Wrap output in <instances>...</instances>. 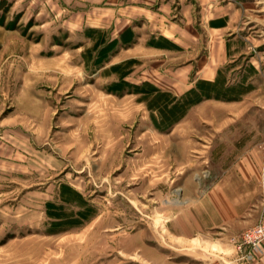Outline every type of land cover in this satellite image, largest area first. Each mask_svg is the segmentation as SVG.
<instances>
[{"label":"rangeland","instance_id":"obj_1","mask_svg":"<svg viewBox=\"0 0 264 264\" xmlns=\"http://www.w3.org/2000/svg\"><path fill=\"white\" fill-rule=\"evenodd\" d=\"M209 4L0 0V264L230 252L198 210L215 191L264 204V0ZM226 14L228 57L196 78L220 54L204 22Z\"/></svg>","mask_w":264,"mask_h":264},{"label":"crops","instance_id":"obj_2","mask_svg":"<svg viewBox=\"0 0 264 264\" xmlns=\"http://www.w3.org/2000/svg\"><path fill=\"white\" fill-rule=\"evenodd\" d=\"M213 1L215 0H208V3L211 2V4H209L208 11L212 13V15L215 14L214 10L216 9V6L213 4ZM227 15L228 14L217 17L212 16L211 18H207L206 22H204L205 28L208 29L207 35L209 37L208 38L209 46L210 48H212L218 45L220 49V54L215 55V62H214L215 64L214 63L207 64V63L199 62L197 64L198 66L197 69H194L196 78L200 77L206 81L215 82L219 75L220 68L222 67V65H224L223 61L225 60V58L228 57L227 55L228 45L230 46V43L228 42V38H226L225 29L230 27L231 23H230V17H228ZM193 68H195L194 65ZM190 69L191 68H187V71L190 72ZM244 177H248L247 172H244L243 177L241 178ZM239 190L241 191V189ZM221 193H223V191H218V192L215 191V194L212 195L213 207L207 209L206 206L204 205V207L202 208L203 212L202 210H198L199 212L201 211V213L203 214V215L201 214L202 218L200 217V214L198 216L199 226L204 225L203 222L206 221L203 219L204 210L206 212L209 209L211 210L210 212L211 216L217 218V220L211 224L212 227L223 226V223L227 222L228 225L226 226L233 234H238L243 230H245L246 228L251 227L261 221H264V204L258 205V207L256 206L247 207L244 204L246 200L244 196H239L237 199L234 198L233 200H231L230 197L226 196L225 192L224 194ZM236 201L238 204H235ZM236 207H239V210H237ZM236 217H238L239 219H237ZM207 225L208 224L206 223L204 226L206 227ZM259 263L264 264V254L261 255Z\"/></svg>","mask_w":264,"mask_h":264},{"label":"built area","instance_id":"obj_3","mask_svg":"<svg viewBox=\"0 0 264 264\" xmlns=\"http://www.w3.org/2000/svg\"><path fill=\"white\" fill-rule=\"evenodd\" d=\"M229 243L230 252H219L222 256L213 264H260L264 254V221L232 235Z\"/></svg>","mask_w":264,"mask_h":264},{"label":"trees","instance_id":"obj_4","mask_svg":"<svg viewBox=\"0 0 264 264\" xmlns=\"http://www.w3.org/2000/svg\"><path fill=\"white\" fill-rule=\"evenodd\" d=\"M202 83H204V82H202ZM213 85H214V84H213ZM195 91H196V90H194V92H195ZM192 92H193V91H192ZM194 92H193V93H194ZM198 92H199V91H198Z\"/></svg>","mask_w":264,"mask_h":264}]
</instances>
